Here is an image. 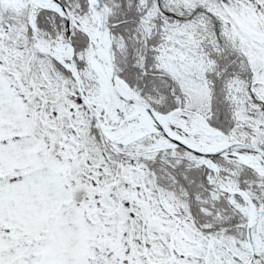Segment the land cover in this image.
I'll return each mask as SVG.
<instances>
[{"label":"snow or ice","instance_id":"obj_1","mask_svg":"<svg viewBox=\"0 0 264 264\" xmlns=\"http://www.w3.org/2000/svg\"><path fill=\"white\" fill-rule=\"evenodd\" d=\"M0 264H264V0H0Z\"/></svg>","mask_w":264,"mask_h":264}]
</instances>
